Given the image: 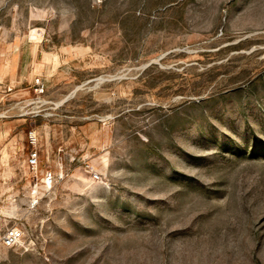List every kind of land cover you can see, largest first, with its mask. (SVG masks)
I'll use <instances>...</instances> for the list:
<instances>
[{"label": "rangeland", "instance_id": "rangeland-1", "mask_svg": "<svg viewBox=\"0 0 264 264\" xmlns=\"http://www.w3.org/2000/svg\"><path fill=\"white\" fill-rule=\"evenodd\" d=\"M0 264H264V0H0Z\"/></svg>", "mask_w": 264, "mask_h": 264}, {"label": "built area", "instance_id": "built-area-1", "mask_svg": "<svg viewBox=\"0 0 264 264\" xmlns=\"http://www.w3.org/2000/svg\"><path fill=\"white\" fill-rule=\"evenodd\" d=\"M36 85V91L42 93L43 92V85L40 83V81L35 82ZM29 144L32 146L36 145V138L33 133H29L28 135ZM28 165L32 168H35L37 166V154L35 152L29 154L28 157ZM20 238V234L18 230L12 229L9 230L4 236H3V245L5 247H11L14 246L17 241Z\"/></svg>", "mask_w": 264, "mask_h": 264}]
</instances>
